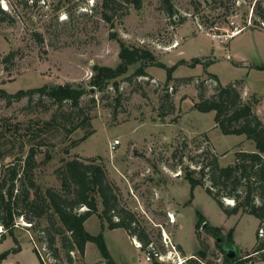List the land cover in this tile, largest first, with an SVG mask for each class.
I'll use <instances>...</instances> for the list:
<instances>
[{
	"label": "rangeland",
	"instance_id": "rangeland-1",
	"mask_svg": "<svg viewBox=\"0 0 264 264\" xmlns=\"http://www.w3.org/2000/svg\"><path fill=\"white\" fill-rule=\"evenodd\" d=\"M255 1L264 8V0H172L174 18H167L159 0H141L139 8L123 0H0V8L13 21L0 15V90L14 94L70 84L90 92L79 102L81 112L45 96L10 105L0 99V149L5 154L0 177L4 166L17 164L18 157L24 160L33 149L36 183L42 190L58 189L54 171L62 160L97 158L118 189L120 206L134 217L132 231L146 236L147 247L160 255L146 262L147 247L138 248L142 244L123 229L108 230L98 204V213L84 227L92 235L102 233L116 264H177L200 249L199 241L207 245L208 261L223 264L215 239L203 228H195L196 212L209 225L223 228L224 235L234 229V245L226 250L234 251L235 256L250 252L258 220L246 214L225 216L204 187H196L189 200L190 185L184 177L214 156L225 167L233 164L236 151H255L245 136L220 133L213 112L193 109L198 84L206 82L205 97L213 95L215 83L208 75L213 74L220 85H235L264 124V70L255 69L264 65V22L253 13ZM239 29L242 32L229 39ZM111 33L128 47L149 50L168 67L180 60L190 63L193 58L211 63L206 69L179 65L169 83L158 67H148L147 77L134 78L138 67L134 65L117 80V91L111 87L91 91L88 83L93 66L115 68L119 64V46ZM67 114L72 124L88 118L89 127L67 134L71 128L65 121ZM86 132L91 134L73 146ZM114 140L119 145L111 152L109 145ZM34 222H40L38 229L17 220L13 229L16 244L10 236L0 240V254L19 249L0 264H40L34 248L44 264H67L62 251L59 260L55 259L40 243L45 220ZM179 243L192 253L190 257L179 252ZM55 248H59L58 242ZM85 249L81 257L72 252L73 264H104L93 243ZM254 264L264 263L255 259Z\"/></svg>",
	"mask_w": 264,
	"mask_h": 264
},
{
	"label": "trees",
	"instance_id": "trees-1",
	"mask_svg": "<svg viewBox=\"0 0 264 264\" xmlns=\"http://www.w3.org/2000/svg\"><path fill=\"white\" fill-rule=\"evenodd\" d=\"M123 1L132 3L135 8L140 7L141 0ZM159 4L167 18H174L172 0H159ZM104 5L108 7L106 1ZM253 13L264 22V8L257 1L253 5ZM0 15L3 19L13 22L8 13L1 8ZM103 19L107 23L110 22L106 14H103ZM241 32L242 30L239 29L238 34ZM110 36L111 39L117 41L119 46V64L115 68L93 66L88 87L96 92H102L110 87L117 91V80L127 73L129 67L134 65H138L132 74L134 78L147 77L148 67H158L165 71L166 83H169L174 81L172 74L179 65H188L190 68L200 66L206 69L211 63H203L200 59L193 58L190 63L180 60L177 64L168 67L158 62L149 50L128 47L113 33ZM11 56L12 54L8 57ZM255 69L262 71L264 65L255 66ZM208 75L209 79L215 83L214 93L210 97H205L206 82L198 84L196 87L198 101L194 103L193 109L200 113L213 112V122L220 133L245 136L246 140L253 142L255 151H236L233 164L225 167L219 166L217 157L214 156L208 163L199 166L198 170L187 171L184 179L190 185L189 200L193 199V191L196 187H204V192L215 201L225 216L251 215L258 220V226L252 250L232 259L226 257L225 247L234 245L233 228L224 235L223 228L209 225L200 212H196L195 228H203L206 234L215 239V246L223 255V264H254L255 259L264 263V160L262 158L264 124L253 112L252 103L242 100L235 85L222 86L215 75ZM86 94H90L89 90L79 85H55L52 88L47 85L27 91L19 90L14 94L0 90V99H4L10 105L23 98L32 99L37 95L38 97L45 96L59 106L62 103H69L72 110L76 109L81 112L79 102ZM90 101L94 102V99L91 98ZM71 120V115L67 114L65 121H69L71 125V128L66 130L67 134L79 128L86 129L90 125L88 118L77 124H72ZM50 124L51 122L48 123ZM90 134L91 132H86L72 145L76 146ZM35 156L34 150L30 149L24 160L18 157L17 164L3 167L0 177V240L10 236L16 244L13 229L20 218L29 224L26 227H34V230L40 226V222H34L35 219L45 220V228L41 230L44 236H39V241L52 252L55 259L59 258L58 252L62 251L63 260L67 264H73L72 252H76L81 257L86 244L93 243L104 264H116L106 247L102 233L92 235L84 227V223L98 213L97 207L100 204L102 207L100 216L107 223L108 230L123 229L127 234L138 239L142 244L141 248L148 246L146 236L132 231L131 225L135 222L134 217L129 213L130 211L120 206L118 189L108 180L105 168L97 158L83 159L74 156L62 160L61 165L54 171L60 187L42 190L35 180V169L37 168ZM4 157L5 154L0 149V163ZM223 199L231 200L233 204L225 205ZM82 208L84 210H81ZM114 218L116 221L113 220ZM218 238L221 240L220 243L217 242ZM56 242L59 243L58 249L55 248ZM224 243L226 246L223 245ZM199 244L200 249L181 264H212L207 260V245L202 241H199ZM178 249L182 252L180 247ZM33 251L39 263L44 264L36 248ZM18 252V248L5 251L0 254V261L10 253ZM152 264L162 263L153 261Z\"/></svg>",
	"mask_w": 264,
	"mask_h": 264
},
{
	"label": "built area",
	"instance_id": "built-area-1",
	"mask_svg": "<svg viewBox=\"0 0 264 264\" xmlns=\"http://www.w3.org/2000/svg\"><path fill=\"white\" fill-rule=\"evenodd\" d=\"M119 145V141L118 140H114L110 145H109V150L112 152L114 150H116L117 146ZM136 245V244H135ZM137 246V245H136ZM138 248H141L140 245L137 246ZM153 257H158L160 258V255L157 254L156 252H154V250L151 247H147V252L145 253V261L149 262L151 260V258ZM181 260H178L177 264H181Z\"/></svg>",
	"mask_w": 264,
	"mask_h": 264
},
{
	"label": "water",
	"instance_id": "water-1",
	"mask_svg": "<svg viewBox=\"0 0 264 264\" xmlns=\"http://www.w3.org/2000/svg\"><path fill=\"white\" fill-rule=\"evenodd\" d=\"M54 86H55V84H50V85H49L50 88H52V87H54ZM92 90H93V89H91V91H92ZM204 225H205V224H204ZM204 225H203V226H204ZM217 242H220V239H219V238L217 239ZM226 257L229 258V259L234 258V257H235V252L232 251V250H230V249L226 250Z\"/></svg>",
	"mask_w": 264,
	"mask_h": 264
},
{
	"label": "crops",
	"instance_id": "crops-1",
	"mask_svg": "<svg viewBox=\"0 0 264 264\" xmlns=\"http://www.w3.org/2000/svg\"><path fill=\"white\" fill-rule=\"evenodd\" d=\"M235 36H237V35H232V36L229 37V39H230V38H233V37H235ZM206 71H207V70H206ZM87 244H89V243H87ZM87 244H86L85 247H87ZM179 245H180V248H181L182 251H183V256H189V257H190V256L192 255V253H188V252H186L180 243H179ZM85 250H86V249H85ZM85 252H86V251H85Z\"/></svg>",
	"mask_w": 264,
	"mask_h": 264
},
{
	"label": "bare ground",
	"instance_id": "bare-ground-1",
	"mask_svg": "<svg viewBox=\"0 0 264 264\" xmlns=\"http://www.w3.org/2000/svg\"><path fill=\"white\" fill-rule=\"evenodd\" d=\"M237 34H238V32L234 33L233 35H237ZM134 243L137 245L136 241H134Z\"/></svg>",
	"mask_w": 264,
	"mask_h": 264
}]
</instances>
